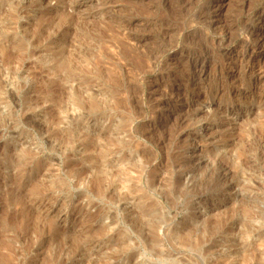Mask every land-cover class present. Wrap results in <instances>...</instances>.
<instances>
[{
  "label": "rangeland",
  "instance_id": "374dc122",
  "mask_svg": "<svg viewBox=\"0 0 264 264\" xmlns=\"http://www.w3.org/2000/svg\"><path fill=\"white\" fill-rule=\"evenodd\" d=\"M263 19L0 0V264H264Z\"/></svg>",
  "mask_w": 264,
  "mask_h": 264
},
{
  "label": "bare ground",
  "instance_id": "6f19581e",
  "mask_svg": "<svg viewBox=\"0 0 264 264\" xmlns=\"http://www.w3.org/2000/svg\"><path fill=\"white\" fill-rule=\"evenodd\" d=\"M264 20V19H263ZM261 38H263L264 39V34H261V36H260ZM259 47H258V51L260 50V52L261 53H259V55H264V51H263V49H264V44H262V45H258ZM246 47V46H245ZM250 47V46H249ZM245 52H247V53H250V51H249V48H247V50L245 51ZM256 53V50L255 51H251V56H253L254 54ZM246 54V53H245ZM203 72V71H202ZM251 74V73H250ZM253 74V73H252ZM194 78V77H193ZM184 99V98H183ZM184 103V102H183ZM168 108V107H167ZM168 110H171V108H169ZM168 114H169V112L168 111H166ZM172 112V111H171ZM192 172V171H191ZM231 189H233V188H231Z\"/></svg>",
  "mask_w": 264,
  "mask_h": 264
}]
</instances>
